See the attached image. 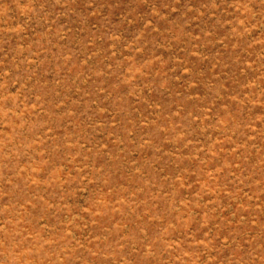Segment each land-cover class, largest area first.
Masks as SVG:
<instances>
[{
	"label": "rangeland",
	"instance_id": "obj_1",
	"mask_svg": "<svg viewBox=\"0 0 264 264\" xmlns=\"http://www.w3.org/2000/svg\"><path fill=\"white\" fill-rule=\"evenodd\" d=\"M0 264H264V0H0Z\"/></svg>",
	"mask_w": 264,
	"mask_h": 264
}]
</instances>
